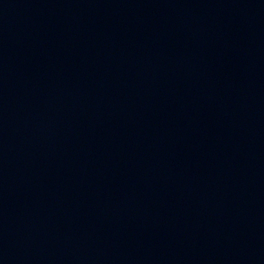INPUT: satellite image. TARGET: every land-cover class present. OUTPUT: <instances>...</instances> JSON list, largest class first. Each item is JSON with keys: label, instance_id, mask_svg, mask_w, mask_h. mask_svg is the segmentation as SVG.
Returning a JSON list of instances; mask_svg holds the SVG:
<instances>
[{"label": "water", "instance_id": "1", "mask_svg": "<svg viewBox=\"0 0 264 264\" xmlns=\"http://www.w3.org/2000/svg\"><path fill=\"white\" fill-rule=\"evenodd\" d=\"M0 264H264V0H0Z\"/></svg>", "mask_w": 264, "mask_h": 264}]
</instances>
